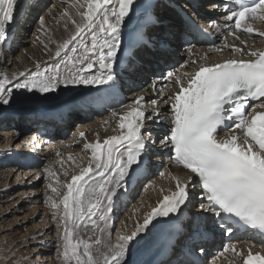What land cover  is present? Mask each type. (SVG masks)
<instances>
[{
	"label": "snow or ice",
	"instance_id": "obj_1",
	"mask_svg": "<svg viewBox=\"0 0 264 264\" xmlns=\"http://www.w3.org/2000/svg\"><path fill=\"white\" fill-rule=\"evenodd\" d=\"M19 3L20 0H0V42H6L8 27L16 22ZM136 3L137 0H74L69 7L75 9V15L69 9L62 13L65 29L71 24L74 30L50 53L58 60L43 68L37 62L35 69L27 73L0 76V104H10L14 89L49 93L60 85H86L105 86L104 92H114L121 71L127 70L121 67L118 71L122 28ZM227 22H232L229 35L239 41V45L224 42L223 47L232 56L220 62H204L205 54L201 62L191 60L196 65L192 71L167 72L160 78L171 89L167 93L164 87L157 90L158 81L152 83V92L170 106L167 134L159 139L160 147L168 149L170 162L187 175L182 179L167 173L174 188H169L144 214L142 222L136 221L130 232H118L113 240L111 213L118 190L145 163L149 142L155 143L149 125L164 123L157 99L151 100L150 111L141 94L123 112H112L118 134L103 141L97 136L95 142L85 143L84 149L91 153L87 166L72 174L70 181L62 184L57 177L56 187L47 185L53 195L46 192L45 202L57 222L56 251L60 264H129L137 237L153 221L175 224L177 214L193 202L197 184L207 201L200 204V209L218 218L222 230L229 235L239 230L251 231L264 239V48L253 47L248 40L241 39L254 35L264 38V29L255 26L257 22L264 25V0H234L228 6L225 28H229ZM44 23L41 18V26ZM190 26L203 31L194 21ZM211 26L221 31L215 20ZM132 44L141 48L149 40L139 32ZM159 47L163 54L167 42L161 41ZM192 51L188 49L189 53ZM79 135L83 138L85 133ZM165 174L160 172L161 176ZM61 188L66 189L62 194ZM184 227L178 230L183 231ZM188 227L190 240L202 236L198 225ZM82 233L89 235L85 238ZM224 253L232 254L228 264H264V252H253L252 245L238 250L236 244H229L224 246L221 257ZM195 254L193 245L186 255ZM219 258H214L212 264ZM174 264L195 261L177 259Z\"/></svg>",
	"mask_w": 264,
	"mask_h": 264
},
{
	"label": "bare ground",
	"instance_id": "obj_2",
	"mask_svg": "<svg viewBox=\"0 0 264 264\" xmlns=\"http://www.w3.org/2000/svg\"><path fill=\"white\" fill-rule=\"evenodd\" d=\"M192 1L201 2L198 15L203 20H205L207 16L211 15V13H209V10H212L213 4L219 5L222 2V0ZM73 2L74 0H20L16 12V22L12 23L8 27L6 42H0V76H10L12 73L19 72L27 73L35 69L37 62H39L43 68L45 66H51L58 60V58L54 57V55L50 56V53H54L57 45L67 39L71 32L74 30L71 24H69V27L66 30L64 27L66 20L65 18H62V13L65 9H69V11L73 15H75V9L69 7V5ZM49 6V11L52 12H49L50 14L47 15L45 12L46 8ZM157 11L147 12L144 11L140 6L136 5L132 13L130 14V17L126 18L123 25V45L129 38V35L127 34L128 31H131L133 33L142 32L145 35L147 28H144L142 26V21L145 15H159L160 11H162L165 19L160 18L158 20L160 22L164 20L163 27L168 29L174 26L178 27L177 32L175 30H170L171 32H169V36L171 40L167 43V48L163 51V54H161L159 42L154 39L155 37H157L155 33H152V35L147 37L149 40V44L147 46L141 48H133L132 56L130 59H133V57L134 59L131 65L129 63V59V61L126 62L124 66L122 63V58L124 55L119 53L121 59L118 65V71L121 69V67L127 69L121 71V74H126V77L121 80V86L124 89L125 95L121 94L120 91L116 89L112 93H106L103 91L105 86L60 85L55 91L49 93H40L39 91L35 90L27 92L25 90L14 89L12 93V101L10 102V104H0V118L6 117L5 120H3L2 122L0 121V138L9 137L8 139H10V136L12 134L8 133V129H6L7 127L19 128L18 134L12 135L15 136L13 140L16 139V148L12 149L11 153L7 155L14 154L15 157L18 153H20L21 157H23L27 161H31L32 158L37 157V159H40L41 156L44 157V159L51 160L59 150H63L65 151V153L69 154H72L74 152H76L77 154L81 153L82 148L75 149V147L81 145L80 141H82L84 137L82 138L79 134L81 132L84 133V129H82L77 134L68 137V132H70L69 130H71L74 121L69 123H66L64 121L65 119H68V116L70 114H86V116L89 118L91 116H95L94 118H97L96 125L98 123L100 124L95 130L100 131V136H98L99 139L103 141V139L107 136L118 134V128L116 118H113L112 115L103 118L101 116L102 110L104 108H111L117 112V107L118 105H120L121 108L122 106H124V108H122L123 110H121L123 112L126 106L131 104H127L126 100L132 98L134 99V97L141 94L146 97L145 103H147L148 105H151V100L157 99L160 101V106H162L161 112L163 118H165V123H159L163 126L162 128L158 125L153 126L155 123H152L150 125V129L153 130L150 131L153 139L156 137L161 138L163 135H166L168 129L166 118L170 116V106L165 105L162 101V98L158 97L157 95H155V93L152 92L151 86L153 81H158L156 85L157 90H159L161 87H164L165 92L167 93L171 91V89L170 87L166 86V83L164 81L160 79L162 75L167 73V70L171 69V71H175L178 74L180 72L192 71L196 67V65L192 64L191 60L195 59L197 60V62H201L200 58L204 57L205 54H207V56L204 62L221 61L226 56L233 55V53L228 48L223 47L225 40H227L229 44L237 45H239V41L235 40L233 36L229 35L230 28H228L222 31L221 34H219V38L214 43L195 45L193 47L192 53H189L188 50H183L182 53L177 52V54L176 49L178 47L182 49L183 47V45L180 44L182 38L192 36L187 29L186 21L183 19V15L178 11V8L174 5H169L167 7L163 6L162 9H159ZM212 15L214 16L215 20H220L221 25L224 26L227 13H224V11L220 7H218L212 11ZM41 18H43L45 21L43 26H41L40 24ZM76 18L79 19V17ZM227 23L229 24L230 22ZM159 26H161V24L154 25L153 29L156 28L157 30ZM255 26L264 29V25L260 24L259 22H257ZM15 33H17V36H15ZM180 33L182 34L179 35ZM159 35L160 34H158V36ZM241 39L248 40L249 44H251L253 47H264V38H261L258 35L241 36ZM218 47L222 48L223 50L220 52L215 51V49ZM152 48H154L155 50H153ZM153 55H157L159 57L157 63L161 64L160 67H157V69L154 65L149 63L152 59L151 56ZM236 55L238 56L239 54ZM246 57L247 56H245L244 58ZM11 65H13L12 68L10 67ZM136 79H141V81L138 83L136 82ZM126 82L130 83L125 84ZM94 94H96V97L94 96ZM122 96L123 98H125V100L122 98ZM68 101L71 103V106L68 105ZM75 103H77V109L72 108V105H74ZM123 103L125 104L123 105ZM28 113H32L33 115H29ZM31 126H34L38 129L34 130L32 132V135L30 134V136H28L26 134V131L29 130ZM87 131L89 132V134L93 133V131L91 132L90 129H88ZM13 132L14 131H12V133ZM41 132L43 134H41ZM39 134L42 137L39 136ZM220 135H224V133L221 132ZM33 138H35L36 140ZM96 139L97 137H91L90 142H95ZM24 141H26L27 143L25 147L22 146V143ZM54 141L57 142L55 144H51ZM21 146L23 147V149ZM34 150H36L37 153H34ZM151 152L154 160H158V158L164 155H171L168 149H162L160 146L154 149L153 147L148 146V154L144 158L145 162L146 159L150 157L149 154ZM18 158L20 157L18 156ZM145 165L146 164L144 163L140 169H136L135 171H133L130 175V179L133 180L136 177L138 179L144 173H147ZM168 170L175 175L177 174L182 179L187 175V172L181 170L180 167L175 164H171V167H169ZM78 173L79 171L76 174ZM154 184H156V182ZM33 188L31 187V191H33ZM195 188L196 190L200 191L199 205L201 203L206 204L207 201L203 197L199 185L197 184ZM129 189L130 184L128 182L118 191L121 192L122 196H127L131 195L132 193L131 191H129ZM146 198L154 207L157 201L162 197L160 196L157 199L151 197ZM140 200L141 201L139 204V208H141V206L143 205L146 206V203H144L142 197ZM193 203L194 199L191 204L182 209L181 213L177 214L175 224H165L162 222L153 221V223L149 225L148 230L137 237V242L131 249L128 257L129 264H145L148 256L159 251L160 249L164 250V252L167 251L165 253L166 258L162 264H168L169 261H172L174 264L177 259L195 261V264H204V261H207V258L210 256L208 252L218 253L213 248L214 243H217L216 246L218 245L217 238L211 240V242L202 243L199 247H197L195 256H192L193 258L191 256H187V259L183 258V256L178 254V249L175 253L171 252L169 246L180 234V231L178 230L179 227L176 223H186L184 219L189 218L190 215V213L186 214L187 210L192 206ZM194 213H198V215L202 217L197 224L200 230H204V227H208L206 231L215 229L217 231V233H215V236L219 237L222 229L217 223L218 218L210 215L209 213L203 212L200 209V206L198 207V209L194 210ZM163 219L167 220L168 218ZM82 235L84 236V234ZM187 235L188 234H185L186 238ZM227 235L231 236V239H228V241H230L229 244H236V246H240V248L244 250H246L249 245H252L253 252H264V239H261L258 234L254 236L251 231H235L233 234ZM115 237H112L113 240L115 239ZM0 242H2V240H0ZM185 246H188V244H185ZM192 246L193 245H191V247ZM158 247L160 249H157ZM41 248L42 246L37 247V249ZM201 248L204 249L203 252H207L206 255H202L203 252L200 251ZM6 249V246H3V250L0 248V254L3 255V257L0 258V264H22L24 255H26L25 252L18 251L19 253L15 257L7 260L9 255L7 254ZM198 252H201V258L197 257ZM224 255H227L228 259L233 258L231 253H225ZM44 258L43 256H39V259L33 260V264H46V261L44 262ZM224 259L225 260L223 261V264L229 262L228 259ZM217 263L218 260L216 261V264Z\"/></svg>",
	"mask_w": 264,
	"mask_h": 264
},
{
	"label": "rangeland",
	"instance_id": "obj_3",
	"mask_svg": "<svg viewBox=\"0 0 264 264\" xmlns=\"http://www.w3.org/2000/svg\"><path fill=\"white\" fill-rule=\"evenodd\" d=\"M49 10L50 6L46 8L45 13L47 15L52 12ZM157 16L159 17V15ZM15 36H17V33H15ZM180 50L181 49L178 48L176 50V53H180ZM10 67L12 68L13 65H11ZM125 77V73L121 75L122 80ZM140 81L141 79H136V82L139 83ZM126 101L125 102L127 104L132 103L133 98ZM124 104L125 103H123V105ZM68 105L71 106V103L69 101ZM76 107L77 103L72 105L73 109ZM122 108H124V106H122ZM122 108L120 105H118L117 112H122ZM161 108L162 106H160V109ZM150 109L151 105L149 106V110ZM112 112L116 111L111 108H104L101 112V116L103 118L108 117L112 114ZM28 114L33 115L32 113ZM94 117L95 116H91L89 118L86 116V114H70L68 116V119H65L64 121L66 123L74 121L71 130H69L70 132H68V137L77 134L82 129H84L85 136L83 140L80 141L81 145L75 147V149L82 148V152L78 154L76 152L69 154L65 153V151L63 150H59V155L55 154L51 160L44 159V157L41 156L40 159L34 157L31 159V161H27L20 156V153H18L15 157L14 154L7 155L11 153L12 149L16 148V139L13 140L15 136L12 135H17L19 132V128H6L8 129V133L12 134L10 136V139H12H8L9 137L0 138V240H2V242H0V248L3 250V246L7 247L6 251L9 255L7 260L15 257L19 253L18 251H22L26 253V255H24L22 264H33V260L39 259V256H43V258L45 257L44 262L46 261V264L55 262V264H60V261H58L57 259L56 251L57 222L52 219V209L50 205L45 202V193L47 192L48 195H53L51 189H49L47 185L51 183L54 187H56L57 185L55 181L57 177L63 184L66 181H70L72 174H76L82 167L87 166V163L91 158V153L89 152V150L84 149V144L89 143L91 137L96 138L98 135L100 136V131L95 130L100 124L98 123L96 125L97 118ZM5 119L6 117H1L0 121L2 122ZM150 125L149 131H153L152 129H150ZM156 125L160 126L161 128L163 127L159 123H155L153 126ZM88 129H90L91 132L93 131V133L89 134V132L87 131ZM12 131H14L15 133H12ZM27 131L26 134L28 136H30V134L32 135V130L31 132ZM159 139L160 137L154 138V145L153 143L149 142V146L153 147L154 149L158 148L160 146ZM56 142L57 141H54L51 144H55ZM34 153L37 152L34 151ZM149 155L150 157L147 158L145 162L147 173H144L140 178L137 179L136 177L133 180H131L129 176V180L127 178V180L123 183V186H125L129 182V191L132 192V196H122L121 192L118 191L117 196L115 197V205L111 213L112 227H110V232L112 237H115L118 232H130L134 228L136 221L139 220L140 222H142L144 214L150 211V209L153 207V205L148 201L146 197L157 199L160 196L162 197L163 194L167 193L169 188H174V181L167 174L169 172L168 169L169 167H171V164L174 165V163H171L169 160L170 156L164 155L158 158V160H154L152 157V152ZM18 156L20 158H18ZM69 156L72 157L71 160L68 159ZM46 169L48 170V172H51L52 175H49L48 172L45 171ZM65 172L68 173L67 176H65ZM160 172H165V176H161ZM38 174L40 175V178L36 179L35 177ZM171 174L175 175L173 173ZM175 176L178 175L176 174ZM153 181H155L156 184H154L155 182ZM31 187H34L33 191H31ZM162 189L163 192L161 191ZM60 191L62 194L64 191H66V189L61 188ZM194 191H196L194 203L187 210L190 215H192L194 213V210L198 209V207L200 206V191L196 190V188L194 189ZM141 197L144 200V203H146L147 207L143 205L141 206V208H139ZM184 226L185 227L183 228L182 235L177 238L174 246L172 247L173 253H175L177 251L175 249L179 248L181 245V236H184L185 234H191L190 228L188 227L190 226L189 222L187 224H184ZM82 234H84L85 238H87V236L89 235V233ZM142 234L143 233H141L140 235ZM220 234L218 245L216 246L217 243H214L213 246L214 250H216V252L218 253L208 252L210 258L208 257L207 261H204V264H212L213 259L217 257H220L219 259H217V264H223V261L225 260L224 258L228 259L227 255H224L225 253L223 254V257H221V253L223 252L224 246L229 245L230 241L227 240V233L224 230H222ZM38 246H42V248L37 249ZM157 249L160 248L158 247ZM237 249L240 250V246H237ZM0 256V258L3 257V255L1 254ZM165 258V252L160 249L159 251L150 254L145 264H162ZM229 260L230 259H228V261Z\"/></svg>",
	"mask_w": 264,
	"mask_h": 264
}]
</instances>
